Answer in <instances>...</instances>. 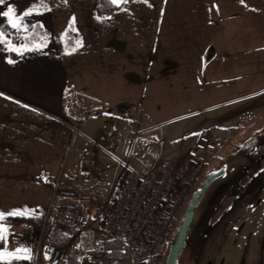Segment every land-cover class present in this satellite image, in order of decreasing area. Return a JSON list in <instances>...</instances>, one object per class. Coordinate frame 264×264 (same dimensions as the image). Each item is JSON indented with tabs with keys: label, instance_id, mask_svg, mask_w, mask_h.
Masks as SVG:
<instances>
[{
	"label": "crops",
	"instance_id": "crops-1",
	"mask_svg": "<svg viewBox=\"0 0 264 264\" xmlns=\"http://www.w3.org/2000/svg\"><path fill=\"white\" fill-rule=\"evenodd\" d=\"M98 2L68 0L16 16L23 17L19 30L0 15V212L45 217L57 180L113 202L130 164L101 155L93 142L106 126L87 127L82 111L118 116L116 126L121 122L130 133L133 124L144 134L161 131L170 139L172 133L182 141L178 158L192 153L200 128L217 149L215 140L223 138L213 128L227 131L228 118L247 115L244 122L250 123L264 111V0H128L110 16L97 14ZM8 8L2 4L0 12ZM36 24L45 34L30 45L26 37ZM69 27L79 34L75 50L63 47ZM119 108L133 117L130 124L123 125ZM232 125L241 129V122ZM120 133H114L119 145ZM216 149L192 154L222 152ZM89 159L96 161L92 174L76 182L72 171ZM103 222V214L81 227L67 219V264H90ZM31 226L37 238L39 228ZM4 227L0 252L6 259L0 264H39L50 254L51 234L35 251L23 225ZM18 248L29 249L17 255L31 259L8 256Z\"/></svg>",
	"mask_w": 264,
	"mask_h": 264
},
{
	"label": "rangeland",
	"instance_id": "rangeland-1",
	"mask_svg": "<svg viewBox=\"0 0 264 264\" xmlns=\"http://www.w3.org/2000/svg\"><path fill=\"white\" fill-rule=\"evenodd\" d=\"M117 111L119 116L127 120L123 125L133 119L126 109L119 108ZM257 115L258 120L250 123L244 122L247 115L232 116L227 119L231 125L227 131L222 126L212 129L219 140L222 138V140H229L226 145L224 141L214 139L218 147L213 153L222 151L220 154L211 156L210 153L197 155L191 153V155L187 151L178 158L176 150L182 141L176 140V135L172 133H169L170 139L165 132L161 131L144 134L133 123L130 133L127 125L121 127V122L117 124L119 127L116 126L118 116L112 119L105 114L99 118H95L91 113L85 116L83 111L81 114L88 120L87 127L106 126L93 142L94 146L100 149L101 155L114 157L117 160L125 158V161L130 164V170L146 173L162 166L174 167L179 171L180 180L183 181L194 171L195 165L200 164L202 173L198 180L197 190L203 182L202 177L204 179L209 172L226 166L225 174L210 185L195 210L188 242L179 259V264H197L198 259L201 264H264V170L258 171L260 167L258 162L264 157V111H258ZM235 122H241L240 130L232 125ZM109 129L114 133L121 131L120 145L117 143L121 149L118 153H112L95 143L99 135ZM200 130L202 132L204 129L200 128ZM84 134L81 132L77 136L83 137ZM132 146L135 150L128 159L126 155L132 152ZM251 168L258 173L257 179L255 178L247 187V194L244 197L231 202L228 197L230 188L239 180L241 174ZM70 177L79 182L85 176L79 174L76 168ZM185 209L169 246L176 236ZM48 255L49 250L39 264H51Z\"/></svg>",
	"mask_w": 264,
	"mask_h": 264
},
{
	"label": "built area",
	"instance_id": "built-area-1",
	"mask_svg": "<svg viewBox=\"0 0 264 264\" xmlns=\"http://www.w3.org/2000/svg\"><path fill=\"white\" fill-rule=\"evenodd\" d=\"M95 143L112 153L121 149L111 129L104 130ZM215 148L212 135L205 130L191 152ZM95 165L94 159L85 160L79 172L91 175ZM201 173L200 164L195 165L194 171L183 181L179 171L169 166L146 173L126 170L111 204L104 201L103 193L77 189L57 180L39 236L35 238L32 226L25 224L26 240L38 251L44 246V237L52 232L61 235L69 233L67 219L76 227H81L89 217L103 214V236L95 244L90 264H163L170 240ZM110 240L123 246L117 257L110 254ZM68 242L50 247L51 264H67L70 261L72 247Z\"/></svg>",
	"mask_w": 264,
	"mask_h": 264
},
{
	"label": "trees",
	"instance_id": "trees-1",
	"mask_svg": "<svg viewBox=\"0 0 264 264\" xmlns=\"http://www.w3.org/2000/svg\"><path fill=\"white\" fill-rule=\"evenodd\" d=\"M65 1L68 0H42V2L41 0H5V3L3 5L6 7H12L14 9L15 16H20L25 12L33 9V6H35V8L37 9L35 11H47L48 9L53 8ZM115 10L116 5L110 3L109 0H99L96 6V12L101 16H110L115 12ZM3 29L8 30L6 26H4ZM44 34L45 31L43 27L40 24H36L33 31L26 37V42L30 45L39 42L42 40ZM13 38H15L14 34ZM63 47L66 50H73L79 47V34L71 27H69L63 35ZM202 180H204L203 177L201 181ZM42 221V218L37 217L5 215V219L3 221H0V223L6 226L34 224L37 228H40L42 225ZM50 237L52 238L54 245L65 244L69 241L66 235H61L53 232L51 233ZM108 244L111 256L117 257L121 254L123 247L121 243L115 240H110Z\"/></svg>",
	"mask_w": 264,
	"mask_h": 264
},
{
	"label": "water",
	"instance_id": "water-1",
	"mask_svg": "<svg viewBox=\"0 0 264 264\" xmlns=\"http://www.w3.org/2000/svg\"><path fill=\"white\" fill-rule=\"evenodd\" d=\"M226 172V166H222L219 170L209 172L200 187L192 194L187 207L185 209L183 219L179 224L176 236L169 246L164 264H179V259L185 249L190 235L191 225L195 218V210L207 193L210 185Z\"/></svg>",
	"mask_w": 264,
	"mask_h": 264
},
{
	"label": "snow or ice",
	"instance_id": "snow-or-ice-1",
	"mask_svg": "<svg viewBox=\"0 0 264 264\" xmlns=\"http://www.w3.org/2000/svg\"><path fill=\"white\" fill-rule=\"evenodd\" d=\"M42 2V0H41ZM110 3L114 4V5H119L121 3H127L128 0H109ZM145 2H147V0H145ZM241 3H244V0H240ZM5 3V0H0V5L4 4ZM46 7V5H45ZM37 10L35 8V6H33V9L29 10L28 12H25L23 15L24 16H27V15H30L32 11H35ZM50 11V9H48ZM0 15L2 16H5V17H8L9 18V23L11 24V26L15 29H20V25L22 23V20H23V17H16L15 14H14V9L12 7H9L8 10L6 12H0ZM75 21V18H73V23ZM73 30H75L73 28ZM4 42V33L3 32H0V43ZM13 50H16L18 51V49H13ZM75 50V49H73ZM9 63H12V61H9ZM2 95V94H0ZM22 213L20 212H17V211H13V212H9L7 214L3 213V212H0V221H3L5 219V215L7 216H15V215H21ZM7 232V229L4 227L3 224H0V241H5L6 240V235L5 233ZM21 252H24V253H29L30 250L29 249H16L15 250V253H8V256H11V257H14L16 259H31V257L29 255H25L23 257L17 255ZM47 258V257H46ZM6 259L5 257V254L4 252H0V261H4Z\"/></svg>",
	"mask_w": 264,
	"mask_h": 264
},
{
	"label": "flooded vegetation",
	"instance_id": "flooded-vegetation-1",
	"mask_svg": "<svg viewBox=\"0 0 264 264\" xmlns=\"http://www.w3.org/2000/svg\"><path fill=\"white\" fill-rule=\"evenodd\" d=\"M259 168L258 171L264 170V157L258 162ZM248 170L246 173L241 174L239 180L230 188L228 197L229 200L233 202L235 199H241L244 197V195L247 194V187L253 182V180L258 176L257 172H254V170Z\"/></svg>",
	"mask_w": 264,
	"mask_h": 264
}]
</instances>
